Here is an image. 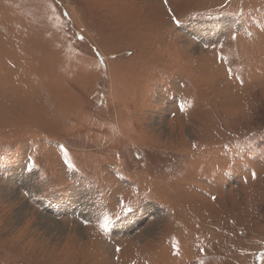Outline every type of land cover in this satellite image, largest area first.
<instances>
[{"label":"rangeland","instance_id":"rangeland-1","mask_svg":"<svg viewBox=\"0 0 264 264\" xmlns=\"http://www.w3.org/2000/svg\"><path fill=\"white\" fill-rule=\"evenodd\" d=\"M0 264H264V0H0Z\"/></svg>","mask_w":264,"mask_h":264},{"label":"snow or ice","instance_id":"snow-or-ice-1","mask_svg":"<svg viewBox=\"0 0 264 264\" xmlns=\"http://www.w3.org/2000/svg\"><path fill=\"white\" fill-rule=\"evenodd\" d=\"M253 177L255 178V174H253ZM213 199H215V197H213ZM125 210L127 211L128 209ZM107 226H108V220L107 217H105L104 223L100 224V228L104 231H107Z\"/></svg>","mask_w":264,"mask_h":264},{"label":"bare ground","instance_id":"bare-ground-1","mask_svg":"<svg viewBox=\"0 0 264 264\" xmlns=\"http://www.w3.org/2000/svg\"><path fill=\"white\" fill-rule=\"evenodd\" d=\"M196 85V84H195ZM33 213V212H32Z\"/></svg>","mask_w":264,"mask_h":264}]
</instances>
